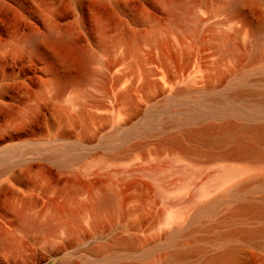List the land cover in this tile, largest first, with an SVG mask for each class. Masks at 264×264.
I'll return each instance as SVG.
<instances>
[{
	"label": "rangeland",
	"instance_id": "rangeland-1",
	"mask_svg": "<svg viewBox=\"0 0 264 264\" xmlns=\"http://www.w3.org/2000/svg\"><path fill=\"white\" fill-rule=\"evenodd\" d=\"M232 1L0 0V264H264L224 237L264 227L231 217L264 148L186 139L264 129V0Z\"/></svg>",
	"mask_w": 264,
	"mask_h": 264
},
{
	"label": "bare ground",
	"instance_id": "bare-ground-1",
	"mask_svg": "<svg viewBox=\"0 0 264 264\" xmlns=\"http://www.w3.org/2000/svg\"><path fill=\"white\" fill-rule=\"evenodd\" d=\"M243 1L244 0H233L231 4L232 8L238 7ZM179 14L182 15L183 13L181 14L179 12ZM179 14L175 15V20L179 19L180 17ZM251 37L254 42L253 47L255 50L253 53V58H256L257 52L260 48V42L264 40V26L259 25L258 28H256L252 32ZM56 61L64 68L70 66L69 61L63 57H57ZM231 128H233L232 125H226L217 128H209L200 131L188 132L186 134V139L196 140L203 142L205 144H209L212 143V140L210 139L209 136L211 134H214L216 136V140H215L216 143H221L226 140H232L236 144L235 147L230 152L234 157H243V156L251 157L257 155L260 152V150L264 148V129L243 127L239 133L228 134L227 132L231 130ZM172 141L178 145H182L179 138H173ZM246 215H253L257 219L264 220V204L242 205L239 208H237L236 211L233 212L231 217L234 219L238 218V220H240ZM31 225L34 224L31 223ZM257 235L259 236L264 235V227L248 230L239 226L226 233L224 237H226L227 240H231L235 237H240L241 239L244 240ZM120 242L122 243L124 241L120 240ZM190 252L195 253L196 251L191 250ZM185 255L186 254L184 253L179 254L178 259L184 257ZM231 261H232V251L230 248H226L213 259L214 264H231Z\"/></svg>",
	"mask_w": 264,
	"mask_h": 264
}]
</instances>
